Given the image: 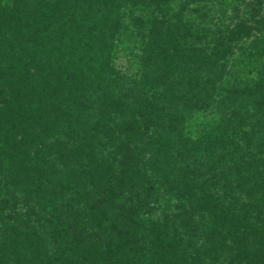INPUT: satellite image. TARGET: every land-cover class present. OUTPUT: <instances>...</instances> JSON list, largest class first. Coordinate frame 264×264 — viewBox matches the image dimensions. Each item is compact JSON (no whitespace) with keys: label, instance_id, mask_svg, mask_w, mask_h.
Returning a JSON list of instances; mask_svg holds the SVG:
<instances>
[{"label":"trees","instance_id":"trees-1","mask_svg":"<svg viewBox=\"0 0 264 264\" xmlns=\"http://www.w3.org/2000/svg\"><path fill=\"white\" fill-rule=\"evenodd\" d=\"M217 1L0 0V264H264V0Z\"/></svg>","mask_w":264,"mask_h":264},{"label":"rangeland","instance_id":"rangeland-1","mask_svg":"<svg viewBox=\"0 0 264 264\" xmlns=\"http://www.w3.org/2000/svg\"><path fill=\"white\" fill-rule=\"evenodd\" d=\"M215 6H218V7H221L224 12H226V18H228L227 20H229V17H232L235 15V12H234V6H233V3H232V0H218L216 2V5ZM122 62L120 63H125V60H121Z\"/></svg>","mask_w":264,"mask_h":264}]
</instances>
